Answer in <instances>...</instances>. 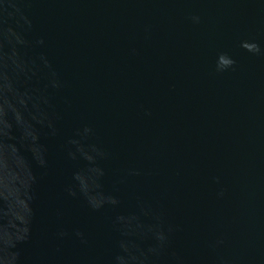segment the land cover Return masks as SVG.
Masks as SVG:
<instances>
[{"label": "water", "instance_id": "water-1", "mask_svg": "<svg viewBox=\"0 0 264 264\" xmlns=\"http://www.w3.org/2000/svg\"><path fill=\"white\" fill-rule=\"evenodd\" d=\"M0 264H264V0H0Z\"/></svg>", "mask_w": 264, "mask_h": 264}]
</instances>
